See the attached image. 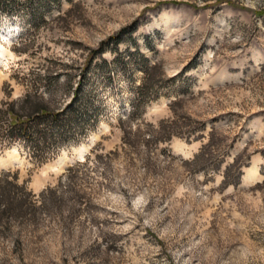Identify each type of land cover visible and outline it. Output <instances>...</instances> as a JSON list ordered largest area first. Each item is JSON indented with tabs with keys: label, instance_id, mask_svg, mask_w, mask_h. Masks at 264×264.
I'll use <instances>...</instances> for the list:
<instances>
[{
	"label": "rangeland",
	"instance_id": "rangeland-1",
	"mask_svg": "<svg viewBox=\"0 0 264 264\" xmlns=\"http://www.w3.org/2000/svg\"><path fill=\"white\" fill-rule=\"evenodd\" d=\"M1 51L0 174L31 196L0 264H264V0H0ZM36 89L82 122L45 155L6 132ZM169 119L199 129L147 143Z\"/></svg>",
	"mask_w": 264,
	"mask_h": 264
},
{
	"label": "trees",
	"instance_id": "trees-1",
	"mask_svg": "<svg viewBox=\"0 0 264 264\" xmlns=\"http://www.w3.org/2000/svg\"><path fill=\"white\" fill-rule=\"evenodd\" d=\"M159 68L158 64H154L149 68L146 74V80L144 81L142 90L149 88V82L151 81L152 74ZM55 76L48 74L47 80L50 82L48 84L47 93L51 92L52 85L55 82ZM151 84V82H150ZM44 94L40 93L39 89L34 90V93L28 92L22 99L24 107L23 111L26 114L19 115V113L14 112L11 109V121L8 123L6 132L8 137L12 140H20L30 145L37 155H45L46 151L55 149L61 142L70 140L78 134V129L81 126V118L79 112L74 109V104L76 100L72 101L70 104L64 108H52L49 103L41 102ZM183 101L182 98L176 99L172 104L171 108L174 115H177L175 107L178 106ZM1 119V118H0ZM3 121V119H1ZM128 121L134 120V115L126 118ZM9 121V120H7ZM155 127L154 125H150ZM154 129V128H153ZM198 127L189 128L184 132L183 128L177 125L176 120H162L159 122L156 132L158 137H155L152 132V137L147 143H167L174 138H191L197 131ZM215 132L213 130L212 137H210L208 144L204 145L200 153L192 160V163L197 167V165L206 157H208V150L212 147H217L215 143ZM3 133H0V139ZM125 144V142H124ZM215 149V148H214ZM96 150L93 149V153ZM91 152L83 162L76 163L73 167L69 169V173L75 170H82L90 165L91 157H93ZM114 154V153H110ZM108 156V155H107ZM107 156H99L98 154L94 157L103 159ZM205 160V159H204ZM243 156H239L227 168L225 173V186H230L232 184V173L234 170H238V178L242 176L241 168L243 166ZM201 170V168L197 169ZM9 178L13 177L11 172H4L0 174V228L5 221H8L11 217H21L25 213V204L31 193L27 192L26 189L18 184L10 181ZM70 180V179H69ZM53 190H47V192H52Z\"/></svg>",
	"mask_w": 264,
	"mask_h": 264
},
{
	"label": "bare ground",
	"instance_id": "bare-ground-1",
	"mask_svg": "<svg viewBox=\"0 0 264 264\" xmlns=\"http://www.w3.org/2000/svg\"><path fill=\"white\" fill-rule=\"evenodd\" d=\"M1 50H4V48L2 47V49ZM3 58V52L1 51L0 52V60Z\"/></svg>",
	"mask_w": 264,
	"mask_h": 264
}]
</instances>
